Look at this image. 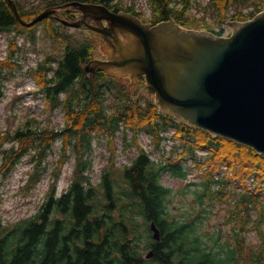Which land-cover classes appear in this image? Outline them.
<instances>
[{
	"label": "trees",
	"instance_id": "1",
	"mask_svg": "<svg viewBox=\"0 0 264 264\" xmlns=\"http://www.w3.org/2000/svg\"><path fill=\"white\" fill-rule=\"evenodd\" d=\"M13 1L23 21L29 22L40 13L23 10L17 0ZM119 1L48 0L45 9L81 2L105 4L118 12L123 10ZM170 1L149 0L151 24L173 19L184 28L214 32L206 19L185 16L189 0H183V10L170 8ZM263 10L264 0H210L205 14L208 12L217 23L229 17L244 22ZM125 11L145 21L133 8ZM62 15L70 18L76 14L64 11ZM42 22L58 24L52 17ZM36 25L24 28L6 1L0 0V33L14 29L32 31ZM47 33L64 43L60 58L55 60L57 65L52 67L50 57L28 72L51 105L64 101L66 123L59 131L46 128L0 131V175L8 177L18 157L30 147L37 150L40 162L59 136L63 138V153L56 163L51 192L38 212L13 224H4L0 219V264H264L261 229L264 225V159L242 145L196 130L163 114L157 116V106L146 99L137 101L134 96L144 84L142 78L131 96L127 93L126 80L108 72H98L85 79L80 65L93 59L92 53L98 44L89 36L78 40L52 27H48ZM12 46L8 57L0 59V99L2 71H11L16 66L13 56L18 47L15 42ZM105 91L115 95L119 102L109 114L104 109L102 93ZM121 123L133 131L149 130L157 144L162 140L161 132L174 129L173 139L179 142L181 151L173 147L172 154L162 158L160 163L140 153L131 165L120 171L113 169L111 161L99 187H93L85 174L86 162L81 154V149L90 145L89 127L111 133L118 130ZM10 140L16 146L8 155L2 147ZM70 145L77 151L76 166L69 187L55 198L54 190ZM197 151H204L205 155L199 158ZM189 158L197 167L200 180L193 202L201 208L197 218L205 211V206L227 204L230 209L226 222L232 223V229L242 234L231 244L219 245L216 252L202 247L194 233L196 221L179 224L169 219L170 190L162 185L161 176L167 172L186 178L189 171L183 165ZM35 178L30 177L27 190L33 187ZM151 221L159 228L161 237L157 243L151 242L149 236L148 247L153 250V257L151 261H144L136 248L138 232L135 228L145 225L147 232V223ZM249 231L256 232L261 243L244 259L245 233Z\"/></svg>",
	"mask_w": 264,
	"mask_h": 264
},
{
	"label": "water",
	"instance_id": "2",
	"mask_svg": "<svg viewBox=\"0 0 264 264\" xmlns=\"http://www.w3.org/2000/svg\"><path fill=\"white\" fill-rule=\"evenodd\" d=\"M5 1L25 27L53 16L92 38L98 47L93 60L80 65L84 78L103 71L127 78L130 94L143 77L139 96L153 98L159 112L249 147L264 158V11L251 21L227 23L232 33L225 37L181 28L173 19L145 24L128 12L110 11L105 4L81 2L47 8L24 22L14 2ZM70 9L79 11L81 19L72 10L77 20L60 16ZM149 229L158 241L153 222Z\"/></svg>",
	"mask_w": 264,
	"mask_h": 264
},
{
	"label": "rangeland",
	"instance_id": "3",
	"mask_svg": "<svg viewBox=\"0 0 264 264\" xmlns=\"http://www.w3.org/2000/svg\"><path fill=\"white\" fill-rule=\"evenodd\" d=\"M20 7L26 11L45 10L48 0H17ZM123 11L127 8H133L141 17L148 21L149 3L147 0H120ZM210 4V0H189L188 8L185 14L190 18L206 19L208 24L216 34L227 36L231 33L227 26L231 20L230 17L222 23H217L209 13L200 14V7ZM209 6V5H208ZM208 6L206 8H208ZM174 8L184 9L183 0H176ZM39 13V14H40ZM231 13H229L230 15ZM26 22V21H25ZM60 24V23H58ZM46 22L37 25L32 31L26 29H14L10 32L0 33V59L8 57L12 42H15L18 49L15 51L13 60L16 66L9 71H2V98L0 99V131L15 132L18 129L30 128L32 130L49 129L59 131L64 128L66 123V106L64 101L58 105H51L50 100L37 87L36 80L28 72L30 68H35L39 63L45 62L48 58L51 60L59 59V51L64 43L58 41L47 33L48 27L55 28L62 34H68L71 38L86 40L80 29L68 28L63 25ZM27 28V27H24ZM126 86L128 80L125 81ZM104 109L106 113H112L118 105L115 95L105 91ZM63 98V95L60 96ZM142 100H147L145 95H141ZM153 101V98H152ZM150 101V102H152ZM160 114L158 108L156 115ZM96 128L89 127L90 145L88 148L81 149L83 161L86 162L85 174L93 187H99L101 179L106 172V168L113 161V169L120 171L124 166H129L137 156L143 152L155 163H160L162 158H168L172 154V148L177 147L179 151V142L173 139L174 129L165 131V135L156 143L153 134L147 129L133 131L132 128L123 123L118 130L111 133L107 131H98ZM162 134V132H161ZM160 134V136H162ZM14 141H8L3 147L7 154H11ZM63 138L57 137L51 144L50 149L44 154L41 161L38 162V153L34 147H30L27 152L18 157L10 175L6 178L0 175V219L4 224H13L19 220L26 219L35 215L41 205L47 199L51 192L53 182V173L56 163L63 153ZM68 155L65 161L59 179L54 190L55 198L61 196L69 187L72 174L77 162V151L70 145L66 149ZM205 154L200 151L199 155ZM199 156V158H200ZM189 173L186 178L172 176L170 173H163L161 183L170 190L169 195V219L176 223L185 221H196L194 233L202 242V247L208 250H215L214 246L220 243L221 246L231 244L233 240L241 237L239 230L232 229V223H227L230 206L227 204L205 206V211L197 218L199 205L194 204V190L199 188L200 180L197 167L188 159L184 165ZM36 176L33 187L27 190V181L31 176ZM234 202V199L233 201ZM140 222V221H138ZM264 232V225L261 228ZM135 244L139 252V257L144 261H151L146 258L149 253L148 235L145 225L135 228ZM218 233L221 238L217 241ZM247 247L243 258L259 247L261 240L254 231L245 233ZM244 263V260L241 261ZM150 264H155L151 262Z\"/></svg>",
	"mask_w": 264,
	"mask_h": 264
}]
</instances>
